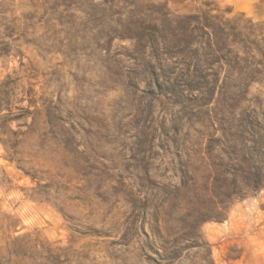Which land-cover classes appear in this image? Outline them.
<instances>
[{"label":"rangeland","instance_id":"obj_1","mask_svg":"<svg viewBox=\"0 0 264 264\" xmlns=\"http://www.w3.org/2000/svg\"><path fill=\"white\" fill-rule=\"evenodd\" d=\"M194 14L264 0H0V87L42 111L11 124L21 155L0 141V264H264V189L222 214L206 160L240 98L155 83V30L173 52Z\"/></svg>","mask_w":264,"mask_h":264},{"label":"trees","instance_id":"obj_2","mask_svg":"<svg viewBox=\"0 0 264 264\" xmlns=\"http://www.w3.org/2000/svg\"><path fill=\"white\" fill-rule=\"evenodd\" d=\"M173 22L180 41L173 52L168 51L165 29L155 30L157 67L169 74L162 83L155 81L161 95H234L241 100L236 114L234 109L227 110L232 108L228 101L224 108L233 116L235 131L222 126L221 137H211L205 152L206 160L212 162L207 166L216 173L214 180L219 184L213 194L226 214L236 201L264 189V100L248 97L255 86L258 93L264 92V22L245 15L225 18L205 14L178 17ZM7 83L0 87V141L14 160L21 155L18 137L28 132H17L11 124L33 115L31 126L36 125L42 111L31 101L27 107L14 106ZM242 103L254 108H243ZM222 122L226 125L227 121L222 118Z\"/></svg>","mask_w":264,"mask_h":264}]
</instances>
